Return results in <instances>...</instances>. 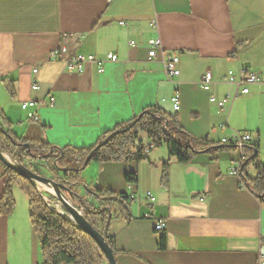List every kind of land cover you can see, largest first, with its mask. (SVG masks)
<instances>
[{"label": "crops", "instance_id": "1", "mask_svg": "<svg viewBox=\"0 0 264 264\" xmlns=\"http://www.w3.org/2000/svg\"><path fill=\"white\" fill-rule=\"evenodd\" d=\"M158 35L164 49L180 57L178 76L167 75L160 49L149 56L148 40ZM109 52L118 60L107 58ZM75 54H93L102 65L87 62L83 72L69 71L66 61ZM244 67L260 81L220 111L211 93L232 90L223 76L240 77ZM207 70L214 78L210 91L202 86ZM29 101L36 104L24 107ZM151 106L178 116L197 138L222 142L233 132H251L249 144L259 146L264 164V0H0V108L17 137L89 148ZM139 139L152 145L147 160L93 162L82 171L88 183L132 197L133 217L116 216L111 227L117 264H264V201L235 172L241 149L179 162L160 149L164 144L154 150L146 134ZM247 171L256 175L252 165ZM5 179L0 161V198ZM40 192L67 213L52 194ZM14 196V212H0V264H43L29 198L18 184ZM156 218L165 219L164 230H156Z\"/></svg>", "mask_w": 264, "mask_h": 264}, {"label": "trees", "instance_id": "2", "mask_svg": "<svg viewBox=\"0 0 264 264\" xmlns=\"http://www.w3.org/2000/svg\"><path fill=\"white\" fill-rule=\"evenodd\" d=\"M166 120L168 122L165 128ZM126 128L128 129L125 130ZM141 133H145L152 141L153 148L165 144L169 153L179 162H190L201 152L214 153L237 148V144L215 142L209 138L201 139L190 135L180 125L178 116L157 106L145 108L131 121L103 134L96 144L89 148L72 146L56 148L43 142L17 137L12 130V123L0 108L2 152L19 163L31 166L38 161H45L44 165L54 178L72 192L70 199L73 204L104 236L115 254L116 243L111 234L113 219L116 216H122L127 220L133 217L132 197L127 193H117L88 183L83 178V170L80 168L88 157H90L88 165L93 162L147 160L146 148L151 145H146L139 139ZM108 137L109 140L105 142ZM28 143L30 147L27 146ZM52 148L54 152L50 153ZM244 153L246 158L241 163L240 175L248 187L264 201V164L259 159V146L245 144ZM249 165L256 170L254 177L247 171ZM162 167V182L167 184L169 162H164ZM4 168L6 179L4 193L0 198V212L5 214L14 212L16 199L13 185L18 184L29 198L30 220L40 239L43 264H101L103 259H107L98 242L67 213L51 207L30 178L12 167L4 165ZM128 180L131 181L129 176ZM66 194L69 196L68 192ZM166 242L167 238L164 235L160 240L161 249L166 248Z\"/></svg>", "mask_w": 264, "mask_h": 264}, {"label": "built area", "instance_id": "3", "mask_svg": "<svg viewBox=\"0 0 264 264\" xmlns=\"http://www.w3.org/2000/svg\"><path fill=\"white\" fill-rule=\"evenodd\" d=\"M124 24L125 22H121ZM153 27H157V20L152 22ZM135 44V41H132ZM148 44L150 45L149 56L153 58L158 54V49H160L165 58V68L167 75L172 78L178 76L180 74V69L178 68V63L180 62V57L178 55L169 54L163 47L162 39L158 36H151L148 40ZM57 53V52H56ZM107 58L111 60H118V54L114 52H109L107 54ZM87 62H97L99 65H102V60L97 58L95 55H84V54H75L71 58L66 61V67L69 71L83 72L85 70ZM213 73L210 70H207L204 73L202 86L206 90H211L212 85L214 83ZM223 79L227 84L233 86L232 90H228L222 97H219L216 93H211L210 102L215 104L220 111L227 110L230 102H233L235 99L240 97L243 94H247L250 91V85L258 83L260 81V77L257 72L250 70L249 68L244 67L242 69V73L240 77H237L232 71H229L226 75L223 76ZM34 87H38V84L35 83ZM51 103H54V97H50ZM172 102L176 109L180 108V98L179 94L176 93L172 97ZM36 104L35 101L24 102L23 106H34ZM33 115V114H31ZM222 129L227 127L225 122L220 124ZM255 141V137L251 132H233L231 136H225L222 138L223 143H233L237 144V147L242 151V161L246 158V154L244 153L245 144L253 143ZM152 148L148 146L146 148V152L148 153ZM17 161V160H16ZM236 168L235 172L240 174L241 163ZM18 162V161H17ZM146 198L149 202L153 203L156 200V197L151 191H147L145 194ZM155 228L158 231L164 230L166 228V221L164 218H156L155 219ZM264 260V252L260 253V263Z\"/></svg>", "mask_w": 264, "mask_h": 264}, {"label": "water", "instance_id": "4", "mask_svg": "<svg viewBox=\"0 0 264 264\" xmlns=\"http://www.w3.org/2000/svg\"><path fill=\"white\" fill-rule=\"evenodd\" d=\"M167 122L168 121L166 120L165 128L167 126ZM127 129L128 128H126L125 130ZM109 138L110 137H108L105 140V142H107ZM27 146L30 147V144L28 143ZM53 152H54V148H52L50 153ZM256 152L257 150L255 149V153ZM62 153H64V151H62ZM89 159L90 157H88L85 160V163L80 168V170H84L87 167ZM0 161L4 165L12 167L15 170H17L20 174H23L28 178H30L31 182L37 187L39 191L43 190L52 194L59 201V203L66 209L68 216L98 242L103 252L105 253L109 264H117V260L113 248L106 241L104 236L94 228V226L86 219L84 214L81 211H79L78 208L73 204V202L70 199L72 192L66 187V185H64L62 182L57 181L55 178H51L42 173H39L37 170L30 168L29 165L27 164H22L17 162L11 156L2 152L1 149H0ZM57 161L58 160H56V162ZM38 183H42L44 187L43 188L38 187ZM66 192L69 193V196L66 194Z\"/></svg>", "mask_w": 264, "mask_h": 264}, {"label": "rangeland", "instance_id": "5", "mask_svg": "<svg viewBox=\"0 0 264 264\" xmlns=\"http://www.w3.org/2000/svg\"><path fill=\"white\" fill-rule=\"evenodd\" d=\"M141 134H143L144 136H145V134L144 133H141ZM160 147V146H159ZM159 147H155L154 148V150L155 149H157V148H159ZM160 149H164V150H167V147H166V145L164 144ZM27 165H29V167L30 168H32V169H34V170H37L39 173H42V174H44V175H46V176H48V177H51V178H54V176L50 173V171L47 169V168H44V167H46L44 164H42V166H39L38 164L37 165H34V164H32V166L30 165V164H27ZM16 184V183H15ZM14 184V185H15ZM14 185H13V192H14ZM38 187H40V188H43L44 187V185L42 184V183H38ZM21 189V188H20ZM22 190V189H21ZM23 191V190H22ZM24 192V191H23Z\"/></svg>", "mask_w": 264, "mask_h": 264}]
</instances>
